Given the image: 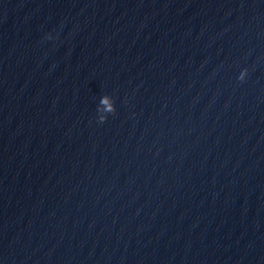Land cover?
<instances>
[{
    "label": "water",
    "instance_id": "water-1",
    "mask_svg": "<svg viewBox=\"0 0 264 264\" xmlns=\"http://www.w3.org/2000/svg\"><path fill=\"white\" fill-rule=\"evenodd\" d=\"M0 264H264V0H0Z\"/></svg>",
    "mask_w": 264,
    "mask_h": 264
},
{
    "label": "clouds",
    "instance_id": "clouds-1",
    "mask_svg": "<svg viewBox=\"0 0 264 264\" xmlns=\"http://www.w3.org/2000/svg\"><path fill=\"white\" fill-rule=\"evenodd\" d=\"M52 38L53 37L51 35L48 36V39H52ZM246 72H247V69H244L243 72H242V74H241V77H239V79H242L244 73H246ZM109 100H110V106H109V108H108L107 111L109 113H112V112L115 111V108H114V104H111V98H109ZM97 118H98L99 121L103 122L106 119V115H101V116H98Z\"/></svg>",
    "mask_w": 264,
    "mask_h": 264
}]
</instances>
